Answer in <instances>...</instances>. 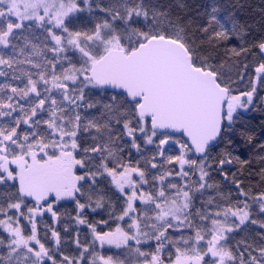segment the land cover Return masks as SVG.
I'll list each match as a JSON object with an SVG mask.
<instances>
[{"label": "flooded vegetation", "instance_id": "af4514ba", "mask_svg": "<svg viewBox=\"0 0 264 264\" xmlns=\"http://www.w3.org/2000/svg\"><path fill=\"white\" fill-rule=\"evenodd\" d=\"M61 1L70 11L60 19V27L52 25L51 13L43 27L32 18L19 24L8 12L0 16V21L5 17L17 20L16 26L0 36V186L17 187L20 195L7 208L0 206V252L12 248L41 264L47 260L43 244L47 238L57 242L62 228L73 244L74 207L85 214L102 207L79 203L78 197L99 186L113 192L115 209L120 210L114 229L128 227L137 237L141 214L150 225L147 229L153 227L154 217L158 219L163 226L157 232L160 237L155 239L152 231L151 236L139 238L145 240L141 246L152 251L153 245H159L164 257H174L180 264H264V185L258 191L244 185V176L235 171L231 141L240 127L239 117L255 108L264 112V85L257 94L244 89L233 92L231 82L222 83L209 70L217 75L228 97L220 136L202 157L195 155L184 135L154 132L150 123L148 130L149 120L138 116L135 123L125 124L123 142L121 112L127 118L133 104L137 115L138 103L129 102L123 94L131 107L123 104L122 93L100 88L89 72L110 50L129 53L136 49L141 43L122 46L119 35L130 30L132 19H146L149 13L144 7L136 8L132 0ZM95 10L101 12L92 13ZM78 16L88 28L65 26L69 18ZM98 20L104 22L94 27L93 21ZM18 31L21 42L14 45L10 36ZM102 33L113 35L118 45L97 48ZM26 35L32 37L28 45ZM92 38L93 43L89 42ZM260 51L263 60L255 69V78L264 77V41ZM192 64L208 70L193 59ZM141 124L148 131L143 137L139 136ZM163 141L170 144L161 149ZM144 154L150 158L149 169L137 166ZM22 162L32 191L28 197L19 188L21 171L15 167ZM131 191L141 193L134 202L127 197ZM169 206L174 207V216L165 213ZM76 224L91 229L89 222L78 217ZM104 225L101 222L95 228L99 231ZM92 233L94 242L106 247L105 234ZM90 250L89 245L84 247L81 258ZM126 252L131 257L145 255L131 249Z\"/></svg>", "mask_w": 264, "mask_h": 264}, {"label": "trees", "instance_id": "16d2710c", "mask_svg": "<svg viewBox=\"0 0 264 264\" xmlns=\"http://www.w3.org/2000/svg\"><path fill=\"white\" fill-rule=\"evenodd\" d=\"M132 2L137 4L136 8L144 7L149 15L146 19L137 16L129 22L130 30H124L119 35L122 46L135 47L150 37L171 38L181 42L187 48L194 64L215 72L222 83L231 82L233 92L244 89L256 90L257 94L260 86L263 87L264 77L255 78V69L263 60L260 48L264 41V0H132ZM98 12L101 11L95 10L92 13ZM5 18L4 21H0V36L7 28L17 24L16 19ZM82 18L79 16L69 18L65 26L74 30L88 28L81 20ZM103 22L104 20L93 21V25L96 27ZM27 26L28 24H25L24 28ZM20 33L21 31L14 32L10 36L14 45L21 42L20 36H17ZM31 38L28 35L25 36V45L30 43ZM119 96L123 104L131 105L123 94ZM131 106L132 112L127 113V118L124 117L123 111L121 112L123 142L126 140L125 124L129 122L130 126L138 121L133 104ZM122 107V110H126L124 106ZM236 123L240 127L236 128L234 138L231 140L235 171L244 176V185L249 190L258 191L264 185V112L255 108L248 116L239 117ZM147 128L150 130L149 122H147ZM157 149L156 147L155 150ZM123 158L122 156V166L126 163ZM149 162V156L144 154L141 161L136 163L138 167L149 169L147 168ZM153 188L155 192L156 186L153 185ZM19 198L17 187L2 188L0 186V206L7 208ZM78 200L79 203L88 204L94 209V206L102 205V207L89 214L78 213L74 207L73 244L70 243L69 237L62 228L57 242L47 238L43 244L46 248L47 260L41 264H102L106 261L109 264H130L134 262L130 252H120L94 242L92 230L96 231L97 235L114 230V218L120 210L115 209L118 205L113 192L104 187H91L89 195L79 196ZM219 202L217 198L216 203ZM77 217L89 222L87 227L91 229L86 231L85 228L77 227ZM139 217L141 220H139V231L143 236H151V232L154 231L153 236L156 237L157 232L163 230V226L157 222L156 217L153 219L151 229H147L149 224L145 216L141 214ZM61 221H66V218ZM101 222L105 225L98 231L95 227H98ZM147 231L148 234H146ZM88 245L91 249L90 253L82 259L83 248ZM139 252L147 257V253L153 251L146 246H141ZM145 259L149 260V258ZM163 261V263H169L167 258ZM0 264H37V262L26 253L14 251L11 248V250L0 252Z\"/></svg>", "mask_w": 264, "mask_h": 264}, {"label": "water", "instance_id": "95a60500", "mask_svg": "<svg viewBox=\"0 0 264 264\" xmlns=\"http://www.w3.org/2000/svg\"><path fill=\"white\" fill-rule=\"evenodd\" d=\"M89 77L100 88L138 103L137 116L148 119L154 132L184 135L197 157L220 136L228 91L216 74L192 64L179 41L151 37L129 53L110 50ZM169 144L161 142V149Z\"/></svg>", "mask_w": 264, "mask_h": 264}, {"label": "rangeland", "instance_id": "374dc122", "mask_svg": "<svg viewBox=\"0 0 264 264\" xmlns=\"http://www.w3.org/2000/svg\"><path fill=\"white\" fill-rule=\"evenodd\" d=\"M35 2H36V0H0V16H2L3 14H6L8 12L9 14H11L13 17H15L18 20L19 24H21L22 22L26 21L27 19L32 18L31 6ZM66 4L62 3L61 0H54V7L49 12L52 14V21L54 23L52 25L54 27H60V19L62 18V16L64 15L65 12L70 11V7L67 6ZM103 34H105V33H102V34H100V36H98L99 41L97 44V48L105 49V48L112 46V45H114V46L118 45V42L116 41L117 39L113 35L107 36V35H103ZM89 42L93 43V42H95V39L92 38ZM255 92L256 91L254 90V94H255ZM249 96L252 97V95H249ZM244 99L247 102L249 100L252 101V99H250V98L248 99L247 96H244ZM237 100H238V98L235 101H237ZM141 127H143V130L139 134V136L143 137L145 133H148V131L145 128L144 124H141ZM129 133L132 134L133 132L129 131ZM137 136H138V134H137ZM24 164L25 163L22 162L20 165L16 164L15 167L17 166L16 168H18L19 172L21 171V174L19 175V178H18L19 188L22 192L24 191V196L28 197L30 195L29 192L32 193V191H30V183L28 182V179L25 177V174L23 173L24 168H22V165H24ZM131 172H133V171H131ZM107 174L109 175V173H107ZM112 176L113 175H111V177ZM60 194H61V192H60ZM140 194L141 193L139 191H131L127 197H131L132 201L134 202L136 197ZM37 198H40V196H37ZM30 201H31V199H30ZM164 211L166 214H171L172 216L175 215L174 214L175 213L174 207H172V206L167 207L166 209H164ZM162 219H166V216L161 218V220ZM157 222L159 223L158 220H157ZM160 235L159 236L157 235L158 237L156 236L157 238L155 237V239H158L160 237ZM139 236H142L143 238H145L142 234H140V231H139L137 237H134L133 230H129L128 227L127 228H119V229H114L113 231H111L109 233H106L104 235L105 238H104L103 242H105L104 245L107 248H114V249H117V248L121 249L122 248V250H124V251L131 249L132 252L136 251L138 254H140L139 248L141 247V244H143L142 242H145V240L143 238L142 239L139 238ZM112 241H115V242H112ZM118 244H119V247L117 246ZM153 252H154L153 255L149 254L147 257L145 255H142V254L134 256L133 257L134 262L132 261L130 264H180L181 263L180 261L173 259L174 257H172V259L168 255L166 257H164V255L161 254V247L159 245H153ZM145 258H149V260L145 259ZM165 258H167V260H169V263H166V262L163 263L164 262L163 260ZM102 264H109V263L106 261V262H102ZM120 264H124V263H120Z\"/></svg>", "mask_w": 264, "mask_h": 264}, {"label": "snow or ice", "instance_id": "6c2138e0", "mask_svg": "<svg viewBox=\"0 0 264 264\" xmlns=\"http://www.w3.org/2000/svg\"><path fill=\"white\" fill-rule=\"evenodd\" d=\"M53 7L54 0H36V2L31 6L32 19L36 20L38 27L44 26L43 21L48 17V14ZM48 31H51V29H48ZM55 39L57 43H59L60 38L55 37ZM117 246L119 247V244Z\"/></svg>", "mask_w": 264, "mask_h": 264}]
</instances>
